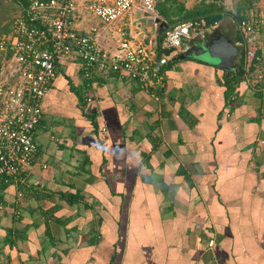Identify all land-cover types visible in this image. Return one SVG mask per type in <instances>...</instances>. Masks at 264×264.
<instances>
[{
	"label": "crops",
	"instance_id": "0c3cea01",
	"mask_svg": "<svg viewBox=\"0 0 264 264\" xmlns=\"http://www.w3.org/2000/svg\"><path fill=\"white\" fill-rule=\"evenodd\" d=\"M81 8L86 33L98 20ZM236 20L214 28L242 52ZM130 21L133 39L158 45L157 24L139 10ZM100 29L113 47L114 30ZM241 52L235 69L175 53L158 97L101 74L91 102L82 61H60L36 162L0 181V264H264V61L231 95Z\"/></svg>",
	"mask_w": 264,
	"mask_h": 264
},
{
	"label": "built area",
	"instance_id": "2783aa9c",
	"mask_svg": "<svg viewBox=\"0 0 264 264\" xmlns=\"http://www.w3.org/2000/svg\"><path fill=\"white\" fill-rule=\"evenodd\" d=\"M243 2L253 7L236 25L250 35L252 43L264 36V0H225L224 5L236 16L235 7ZM81 7L88 17L98 20L86 33L76 28ZM134 10L156 24V0H33L22 8L9 33L0 37V56L6 58L0 70V181L19 180L36 162L39 147L34 134L43 119V101L57 64L63 59L75 55L82 61L87 102H91V83L109 72L137 81L158 97L169 63L163 52L185 51L193 32L202 27L194 20L174 25L164 32L162 43L154 46L152 41L132 38L129 26ZM100 25L114 30L113 47L102 45ZM258 50L257 60L262 62L264 46ZM263 78L261 73L258 79Z\"/></svg>",
	"mask_w": 264,
	"mask_h": 264
},
{
	"label": "trees",
	"instance_id": "16d2710c",
	"mask_svg": "<svg viewBox=\"0 0 264 264\" xmlns=\"http://www.w3.org/2000/svg\"><path fill=\"white\" fill-rule=\"evenodd\" d=\"M32 1L33 0H10V5L13 6L12 9L17 8L19 10V14L22 11V8L29 5ZM167 1L168 0H165L163 2L159 1L158 3H156V11L158 13V17L166 21L170 27L189 20H194L198 22L202 28H212L216 24L221 23L227 15H230L237 20H241L246 18V14L249 11V3L247 2L239 4L238 9L236 10L237 15L233 16L232 13L227 11L222 0H216L209 4L203 3L192 10H188L184 4H180L176 9L173 8L174 6L172 8L168 7ZM5 7V0H0V10ZM14 19L8 22V24L4 25L3 27L2 22H0V37L9 33ZM236 35V40L237 42L242 44L241 47L243 50L241 52L240 67L238 73L231 72L226 76L227 92L231 95H234L236 93V90L243 82L245 75L251 74L252 71L256 70L258 62L257 58L260 54L257 46V41H253L252 43L248 42L250 35L240 32L238 29L236 31ZM163 37L164 33L159 36L158 44L162 43ZM163 54L169 57V63L171 59H174L175 56H177L175 52L171 51L163 52ZM171 56H173V58ZM5 59L6 58L0 57V70Z\"/></svg>",
	"mask_w": 264,
	"mask_h": 264
},
{
	"label": "water",
	"instance_id": "95a60500",
	"mask_svg": "<svg viewBox=\"0 0 264 264\" xmlns=\"http://www.w3.org/2000/svg\"><path fill=\"white\" fill-rule=\"evenodd\" d=\"M157 37L163 34L170 26L160 18H156ZM240 48L235 42L223 34L221 26L212 30L204 28L202 33L194 35L189 40L188 48L181 52L180 59L192 57L205 58L212 65L224 69H235L233 59L240 55Z\"/></svg>",
	"mask_w": 264,
	"mask_h": 264
},
{
	"label": "rangeland",
	"instance_id": "374dc122",
	"mask_svg": "<svg viewBox=\"0 0 264 264\" xmlns=\"http://www.w3.org/2000/svg\"><path fill=\"white\" fill-rule=\"evenodd\" d=\"M159 1L163 2L165 0H156V3H158ZM214 1H216V0H168L167 5H168V7H171V8L174 6L173 8L176 9V8H178L177 6H179L180 4H184L188 10H192L195 7H197L203 3L209 4V3H212ZM222 2L224 4L225 0H222ZM5 6H6L5 8H2L0 10V22H2V27L4 25L8 24V22L12 21L14 19V17L19 12V10L17 8L12 9L13 6L10 5V0H5ZM156 13H157V11H156ZM0 57L5 58V54H2Z\"/></svg>",
	"mask_w": 264,
	"mask_h": 264
}]
</instances>
